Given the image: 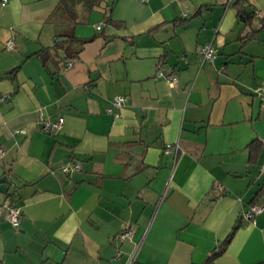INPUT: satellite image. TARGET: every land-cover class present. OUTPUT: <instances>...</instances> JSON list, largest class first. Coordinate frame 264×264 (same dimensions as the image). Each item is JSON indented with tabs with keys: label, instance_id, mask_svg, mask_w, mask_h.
<instances>
[{
	"label": "crops",
	"instance_id": "obj_1",
	"mask_svg": "<svg viewBox=\"0 0 264 264\" xmlns=\"http://www.w3.org/2000/svg\"><path fill=\"white\" fill-rule=\"evenodd\" d=\"M90 2L0 0L2 264H201L236 223L210 264L264 260V211L241 218L264 186V0ZM39 111L62 126L44 133ZM67 160L80 169L63 173ZM10 192L18 227L2 207Z\"/></svg>",
	"mask_w": 264,
	"mask_h": 264
},
{
	"label": "built area",
	"instance_id": "obj_2",
	"mask_svg": "<svg viewBox=\"0 0 264 264\" xmlns=\"http://www.w3.org/2000/svg\"><path fill=\"white\" fill-rule=\"evenodd\" d=\"M7 0H1V4H4ZM100 28L99 25H96V29ZM14 45L13 39H9L4 43V47L6 49H11ZM199 53L201 55L202 62L204 61H211L215 57V48L212 46L211 43H204L201 45L199 49ZM71 63H67V67H70ZM156 76L164 78L168 83L173 84L177 81V77L171 74H166L165 71L159 67L156 70ZM258 94L261 100L264 103V87H261L258 90ZM7 95H2V98L6 97ZM125 98L122 95H116L111 102V106L108 107L107 111L110 113H114L115 109H119L123 106ZM38 121L41 124V130L44 133H51L58 130L63 124V117H58L55 120H48L45 119L43 113L41 111L38 112ZM21 131H23L21 129ZM180 149L178 143L174 144H166L163 148L164 154H169L174 151L176 153ZM4 154V149L0 148V157ZM175 155V154H174ZM81 162L79 160L71 161L67 160L63 163L60 167L63 173H67L69 171L79 170ZM261 171L264 172V161L261 165ZM215 191L219 192L221 189L219 186H215ZM2 207L5 210V218L6 220L13 226L18 227L20 224V216H21V209L20 207L9 203L8 201H4L2 203ZM264 211V205L261 204H253L249 205L245 210L241 213L242 220L250 221L253 220L254 217ZM118 239L124 240L131 238V231L129 229H124L117 234ZM120 252L116 253V257H119ZM126 264H133V256L128 260Z\"/></svg>",
	"mask_w": 264,
	"mask_h": 264
},
{
	"label": "trees",
	"instance_id": "obj_3",
	"mask_svg": "<svg viewBox=\"0 0 264 264\" xmlns=\"http://www.w3.org/2000/svg\"><path fill=\"white\" fill-rule=\"evenodd\" d=\"M90 4L89 6L91 7L93 4L99 3V0H90ZM239 2V0H235L234 4H237ZM238 16L240 17V19L242 21H244L245 23L249 22L252 18H253V12H249L247 11L245 8L241 7L238 11ZM264 27V18H262L260 20V28ZM70 41H78L80 44L89 42L92 40V37H88V38H76V37H71L69 39ZM66 41H58L55 43V47L59 48L60 45L65 44ZM45 49H41L40 51L37 52V54H40V52H43ZM261 146L262 143L258 140V139H254L252 140L248 145H247V149H248V163L250 165H254L257 161L258 155L260 154V150H261ZM140 166L137 167L132 174L140 172L144 166L142 164V162H140L139 164ZM264 191V186L260 187L259 189H257L252 197V199L250 200L249 204L253 205L257 203V200L260 198L262 192ZM10 199L13 201L15 200V193L14 192H10L7 196L6 199L3 200L4 201H8L9 203L13 204ZM11 225V224H10ZM239 223H236L231 231L229 232V234L218 244V246L211 251L206 258L204 259V261L201 264H210L211 261L219 256L220 254H222L226 248V246L228 245V243L230 242L236 228L238 227ZM12 226V225H11ZM0 264H2V262L0 261ZM134 264V263H133ZM256 264H264V260L259 261Z\"/></svg>",
	"mask_w": 264,
	"mask_h": 264
},
{
	"label": "water",
	"instance_id": "obj_4",
	"mask_svg": "<svg viewBox=\"0 0 264 264\" xmlns=\"http://www.w3.org/2000/svg\"><path fill=\"white\" fill-rule=\"evenodd\" d=\"M2 181H3V180L1 179V180H0V183H1ZM4 181H6V180H4Z\"/></svg>",
	"mask_w": 264,
	"mask_h": 264
}]
</instances>
